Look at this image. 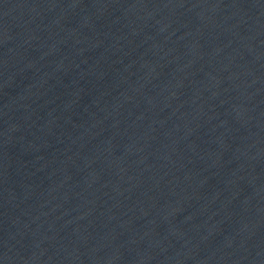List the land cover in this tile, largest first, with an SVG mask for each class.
Here are the masks:
<instances>
[{
	"label": "water",
	"instance_id": "95a60500",
	"mask_svg": "<svg viewBox=\"0 0 264 264\" xmlns=\"http://www.w3.org/2000/svg\"><path fill=\"white\" fill-rule=\"evenodd\" d=\"M0 264H264V0H0Z\"/></svg>",
	"mask_w": 264,
	"mask_h": 264
}]
</instances>
